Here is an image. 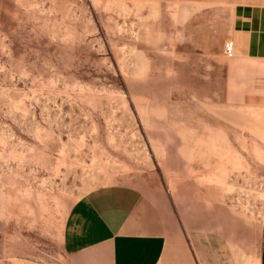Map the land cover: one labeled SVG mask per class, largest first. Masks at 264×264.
<instances>
[{"label":"rangeland","instance_id":"rangeland-1","mask_svg":"<svg viewBox=\"0 0 264 264\" xmlns=\"http://www.w3.org/2000/svg\"><path fill=\"white\" fill-rule=\"evenodd\" d=\"M236 2L0 0V264H67L70 208L115 184L163 211L160 264H259L264 84L223 55Z\"/></svg>","mask_w":264,"mask_h":264},{"label":"crops","instance_id":"crops-1","mask_svg":"<svg viewBox=\"0 0 264 264\" xmlns=\"http://www.w3.org/2000/svg\"><path fill=\"white\" fill-rule=\"evenodd\" d=\"M236 1L227 39L234 43L238 62L264 84V0ZM162 221L159 204L137 188L102 186L70 208L61 251L67 264H160L167 247ZM259 264H264V242Z\"/></svg>","mask_w":264,"mask_h":264},{"label":"built area","instance_id":"built-area-1","mask_svg":"<svg viewBox=\"0 0 264 264\" xmlns=\"http://www.w3.org/2000/svg\"><path fill=\"white\" fill-rule=\"evenodd\" d=\"M234 44L232 42H227L224 44L223 55L226 59H232L234 57Z\"/></svg>","mask_w":264,"mask_h":264},{"label":"bare ground","instance_id":"bare-ground-1","mask_svg":"<svg viewBox=\"0 0 264 264\" xmlns=\"http://www.w3.org/2000/svg\"><path fill=\"white\" fill-rule=\"evenodd\" d=\"M234 50H235V47H234Z\"/></svg>","mask_w":264,"mask_h":264}]
</instances>
